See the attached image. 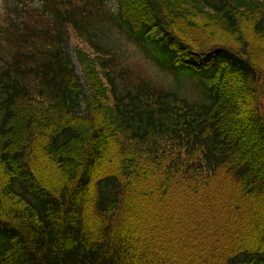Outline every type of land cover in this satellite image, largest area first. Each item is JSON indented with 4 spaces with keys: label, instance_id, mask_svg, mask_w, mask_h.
Returning <instances> with one entry per match:
<instances>
[{
    "label": "trees",
    "instance_id": "16d2710c",
    "mask_svg": "<svg viewBox=\"0 0 264 264\" xmlns=\"http://www.w3.org/2000/svg\"><path fill=\"white\" fill-rule=\"evenodd\" d=\"M3 5L0 264H264V0Z\"/></svg>",
    "mask_w": 264,
    "mask_h": 264
},
{
    "label": "rangeland",
    "instance_id": "374dc122",
    "mask_svg": "<svg viewBox=\"0 0 264 264\" xmlns=\"http://www.w3.org/2000/svg\"><path fill=\"white\" fill-rule=\"evenodd\" d=\"M1 4H5L7 0H0ZM111 7H114L115 0H109ZM5 6V5H3ZM226 33L225 28L219 29ZM225 33L220 34L214 31L212 34L214 42L216 41H223L228 38ZM122 45L119 48L114 49L117 52L118 60L128 68H131L132 71L137 72L139 75L146 78L149 82L161 86L162 88L166 89H174L177 90V94L180 97H185L190 101H199L205 97V93L201 86H197V83L194 79H187L182 78L181 81L174 77L173 73L166 71V69L158 67L152 61L145 58L142 53L134 47L133 44H124V41H121ZM70 46V42H69ZM70 57L73 61L74 65L76 66V71L79 73V69L76 63L75 56L71 50ZM137 74V75H138ZM186 76H188L186 74ZM190 77V76H188ZM181 84H177V82ZM77 115H81V113H77Z\"/></svg>",
    "mask_w": 264,
    "mask_h": 264
}]
</instances>
